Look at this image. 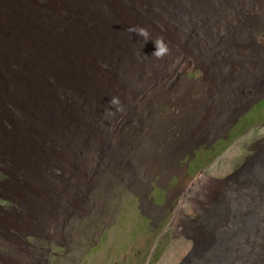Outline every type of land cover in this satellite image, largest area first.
<instances>
[{
    "label": "rangeland",
    "instance_id": "obj_1",
    "mask_svg": "<svg viewBox=\"0 0 264 264\" xmlns=\"http://www.w3.org/2000/svg\"><path fill=\"white\" fill-rule=\"evenodd\" d=\"M260 168L264 0H0V264H180Z\"/></svg>",
    "mask_w": 264,
    "mask_h": 264
},
{
    "label": "bare ground",
    "instance_id": "obj_2",
    "mask_svg": "<svg viewBox=\"0 0 264 264\" xmlns=\"http://www.w3.org/2000/svg\"><path fill=\"white\" fill-rule=\"evenodd\" d=\"M231 94V90H226L222 97L225 99ZM188 96L185 91L182 101ZM246 181L245 190L235 194L237 197L244 196L246 201L244 198V201L236 202L231 216H226L228 211L224 209L216 222L220 227L231 228L232 232L218 233L215 238H209L203 248L202 243L194 239L191 251L180 264L196 256L201 259L199 264H264V170L251 171ZM215 198L212 194V203ZM233 215L234 222L230 219ZM211 228L215 230L218 226L212 225Z\"/></svg>",
    "mask_w": 264,
    "mask_h": 264
},
{
    "label": "clouds",
    "instance_id": "obj_3",
    "mask_svg": "<svg viewBox=\"0 0 264 264\" xmlns=\"http://www.w3.org/2000/svg\"><path fill=\"white\" fill-rule=\"evenodd\" d=\"M128 33H136L138 36L143 37L145 41L150 39V33L149 30L146 27L143 26H136V25H131L127 29ZM155 42V47L156 51L152 54L153 57L156 59H163L166 55H169L170 53V47L168 42L164 39V37H158L154 39ZM111 106L116 109L115 112H123V105L120 100V97L118 96H113L111 99ZM115 112L112 111L111 109H108L106 111V115L111 114L115 115Z\"/></svg>",
    "mask_w": 264,
    "mask_h": 264
}]
</instances>
